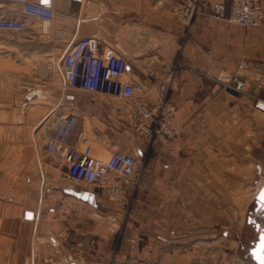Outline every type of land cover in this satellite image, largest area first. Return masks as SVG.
Segmentation results:
<instances>
[{
  "label": "crops",
  "instance_id": "obj_1",
  "mask_svg": "<svg viewBox=\"0 0 264 264\" xmlns=\"http://www.w3.org/2000/svg\"><path fill=\"white\" fill-rule=\"evenodd\" d=\"M183 1L51 0L46 32L21 5L0 3V17L25 24L0 30V264H250L239 259L253 241L243 221L264 184V110L256 106L264 23L246 29L203 10L187 25L177 14ZM88 37L126 59L124 81L142 82L147 100L158 101L172 79L168 98L183 128L175 152L137 133L123 102L65 88L62 57ZM236 79L247 81L245 92L229 85ZM70 115L98 157L141 162L140 177L121 182L123 198L71 183L59 160L39 152V126H54L49 138Z\"/></svg>",
  "mask_w": 264,
  "mask_h": 264
},
{
  "label": "built area",
  "instance_id": "obj_2",
  "mask_svg": "<svg viewBox=\"0 0 264 264\" xmlns=\"http://www.w3.org/2000/svg\"><path fill=\"white\" fill-rule=\"evenodd\" d=\"M0 3L19 4L22 11L33 18L51 22L55 11L50 4L33 0H0ZM223 2L211 4L208 0H184L177 9L178 16L189 25L196 14L211 10L213 16H222ZM230 21L244 28H254L264 23V6L261 0H231L228 8ZM25 24L18 18L0 17V30L20 32ZM126 59L108 48L100 52L94 38L78 39L62 57V71L65 88H77L86 92L117 98L128 106L126 117L135 131L158 142L169 152H175V140L183 131L178 123L177 106L168 95L172 79L161 84V98L149 101L142 97L145 90L140 81H124L127 73ZM245 81L238 80L237 88L243 90ZM77 117L61 118L46 144V152L59 160L66 168V174L78 183L102 184L108 176L118 179H138L142 164L132 154L114 153L108 159L95 154L94 147L83 143L84 133L76 132ZM76 135L77 142L72 138ZM81 143H79V142ZM107 190L115 197L123 198L126 190L121 184H109Z\"/></svg>",
  "mask_w": 264,
  "mask_h": 264
},
{
  "label": "rangeland",
  "instance_id": "obj_3",
  "mask_svg": "<svg viewBox=\"0 0 264 264\" xmlns=\"http://www.w3.org/2000/svg\"><path fill=\"white\" fill-rule=\"evenodd\" d=\"M231 1V0H230ZM219 2H223V1H219ZM224 4H225V11H224V13H223V15L222 16H218L219 18L220 17H223V18H226V19H228L229 21H230V19H229V12H228V8H229V6H230V2L229 3H226V2H223ZM214 4V3H213ZM215 17H217V16H215ZM55 19V18H54ZM33 21H35V24L37 25L38 23V20L37 19H32ZM232 22V21H231ZM234 23V22H233ZM234 24H236V25H238V26H240L239 24H237V23H234ZM242 27V26H241ZM244 28V27H243ZM246 29H248V28H246ZM9 35V38L10 37H14V36H17L16 34H8ZM0 36H2L1 34H0ZM58 67H59V65H57L56 64V67H55V69L57 70L58 69ZM238 80H242V81H245L246 82V85H247V81L246 80H244V79H236L235 80V82H232L231 84H229L230 86H233L234 88H236L237 90H239L238 88H237V81ZM246 85H245V87H246ZM244 87V89L243 90H240V91H242V92H245L244 90L246 89ZM35 90L36 89H40V88H34ZM33 91V90H32ZM113 99H115V100H117L118 102H120L117 98H114L113 97ZM256 106H261V109H263L264 110V99H262V101L261 100H256ZM52 127H54L53 125H43V124H41L40 126H39V129H38V133H37V141L36 142H39V152H41V154H46V156L48 157V158H50V156H49V154L48 153H46V151H45V145H44V143H43V140H44V137H45V141L47 142V138H48V134L47 133H49V130L50 129H52ZM43 128V129H42ZM87 135L88 136H91L89 133H87ZM49 139V138H48ZM36 140V139H35ZM31 143H32V147L35 145V141L33 140V141H31ZM93 147H94V150H95V152L97 153V155L99 156V153H98V150H97V148H96V146L95 145H93ZM101 157V156H100ZM101 158H103V159H108L107 157H101ZM66 177L70 180V182L71 183H78V182H76V181H74L71 177H68L67 175H66ZM126 180H129V179H127V178H120V179H118L116 176H108V178L106 179V180H104L103 181V183L102 184H97V186L102 190H104V195L107 197V198H111V199H120L121 197H115V196H113L112 194H110L109 192H108V190H107V186L109 185V184H121V182H125ZM85 186H89V184H84ZM102 195V194H101ZM256 211V206H252L250 209H249V211H247V213H246V215H245V220L243 221V223L245 224V226L247 227V228H249V232H250V234H251V236H252V240L253 241H251V242H249L248 241V239H247V248L245 249V252H243L242 254H240L241 255V257H240V259H239V262H242V260L243 261H245L246 260V262H248V263H250V264H255L256 262H255V259H254V254L252 253V250H253V248L255 247V245H256V243H257V241L259 240V232L260 231H262V228L257 232L255 229H256V225L253 223V222H250L249 221V218H251V219H258V220H260L261 222H263L264 221V216H262L263 215V213H264V211H262L261 210V212H260V210H257V211H259L258 213H256L255 212ZM247 216V217H246ZM262 219V220H261ZM257 220V221H258ZM259 222V221H258ZM264 224V223H263ZM263 226V225H262ZM264 227V226H263ZM253 243H255V245H253L252 246V244Z\"/></svg>",
  "mask_w": 264,
  "mask_h": 264
},
{
  "label": "water",
  "instance_id": "obj_4",
  "mask_svg": "<svg viewBox=\"0 0 264 264\" xmlns=\"http://www.w3.org/2000/svg\"><path fill=\"white\" fill-rule=\"evenodd\" d=\"M41 3L50 4L51 0H41ZM69 192L75 194L76 196L82 199L89 200L91 202H93L95 199L94 194L90 192H75L73 190H69ZM256 204H257L256 210L264 211V184L256 196ZM249 221H253V220H251L250 218ZM253 222L255 223L256 228L260 230L261 224L255 220ZM252 253L254 254V259L256 262L255 264H264V228H262V231L259 236V240L257 241L255 247L253 248Z\"/></svg>",
  "mask_w": 264,
  "mask_h": 264
},
{
  "label": "bare ground",
  "instance_id": "obj_5",
  "mask_svg": "<svg viewBox=\"0 0 264 264\" xmlns=\"http://www.w3.org/2000/svg\"><path fill=\"white\" fill-rule=\"evenodd\" d=\"M45 23H44V25H43V27H42V29H43V31H49L50 30V24H49V22H47V21H44ZM51 23V22H50ZM38 29H39V27H38Z\"/></svg>",
  "mask_w": 264,
  "mask_h": 264
},
{
  "label": "flooded vegetation",
  "instance_id": "obj_6",
  "mask_svg": "<svg viewBox=\"0 0 264 264\" xmlns=\"http://www.w3.org/2000/svg\"><path fill=\"white\" fill-rule=\"evenodd\" d=\"M263 211V210H262Z\"/></svg>",
  "mask_w": 264,
  "mask_h": 264
}]
</instances>
